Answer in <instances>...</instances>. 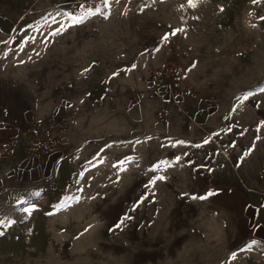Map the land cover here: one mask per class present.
Here are the masks:
<instances>
[{"label": "rangeland", "instance_id": "374dc122", "mask_svg": "<svg viewBox=\"0 0 264 264\" xmlns=\"http://www.w3.org/2000/svg\"><path fill=\"white\" fill-rule=\"evenodd\" d=\"M69 2L0 0V100L49 91L66 148L0 190V264H264V0Z\"/></svg>", "mask_w": 264, "mask_h": 264}, {"label": "crops", "instance_id": "0c3cea01", "mask_svg": "<svg viewBox=\"0 0 264 264\" xmlns=\"http://www.w3.org/2000/svg\"><path fill=\"white\" fill-rule=\"evenodd\" d=\"M12 96L14 98L12 106H6L0 100V141L17 139L22 142L25 131L38 117L51 118L57 122L61 119L60 112L50 107V102L54 99V96H51L49 91L43 94L41 103L31 102L26 94L20 90L13 91ZM64 145L66 146V144ZM63 150H66V148L60 149L49 159H40L28 156L21 147L15 158L0 161V190L4 191L7 188L6 185L10 184L17 188V193H25L26 189L31 188L34 183L40 184L44 180H48L52 166L54 164H64L65 159L61 156ZM249 160V168L253 170L251 174L253 177L252 183L264 186V172L262 170L257 171L260 168L264 169V167L256 163L259 160L264 161V156H259L256 146L251 148ZM237 174L240 180L239 184H241V174ZM263 206L257 204L253 206L255 208H253L249 221L250 232L255 240L259 242H264Z\"/></svg>", "mask_w": 264, "mask_h": 264}, {"label": "built area", "instance_id": "2783aa9c", "mask_svg": "<svg viewBox=\"0 0 264 264\" xmlns=\"http://www.w3.org/2000/svg\"><path fill=\"white\" fill-rule=\"evenodd\" d=\"M83 13L98 12L106 7L107 0H70ZM181 70L173 64H164L153 70L149 77V86L158 89L167 78L174 80L180 77ZM192 95V89L185 90L183 96ZM162 117V114L160 115ZM65 128L51 118L38 117L25 131L24 140L7 139L0 141V160L15 158L22 147L24 153L31 157H50L55 155L63 145Z\"/></svg>", "mask_w": 264, "mask_h": 264}, {"label": "snow or ice", "instance_id": "6c2138e0", "mask_svg": "<svg viewBox=\"0 0 264 264\" xmlns=\"http://www.w3.org/2000/svg\"><path fill=\"white\" fill-rule=\"evenodd\" d=\"M253 2H254V3L259 2V0H253ZM81 19H82V18H81ZM262 19H264V17H262ZM164 39L166 40L167 37H164ZM262 90H264V89H262ZM161 179H163V177H161Z\"/></svg>", "mask_w": 264, "mask_h": 264}]
</instances>
